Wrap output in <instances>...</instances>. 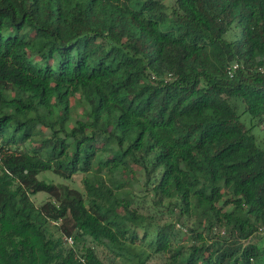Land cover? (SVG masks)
Returning a JSON list of instances; mask_svg holds the SVG:
<instances>
[{
	"label": "trees",
	"instance_id": "16d2710c",
	"mask_svg": "<svg viewBox=\"0 0 264 264\" xmlns=\"http://www.w3.org/2000/svg\"><path fill=\"white\" fill-rule=\"evenodd\" d=\"M165 1L0 0V264H264V0Z\"/></svg>",
	"mask_w": 264,
	"mask_h": 264
},
{
	"label": "rangeland",
	"instance_id": "374dc122",
	"mask_svg": "<svg viewBox=\"0 0 264 264\" xmlns=\"http://www.w3.org/2000/svg\"><path fill=\"white\" fill-rule=\"evenodd\" d=\"M165 2H166V4H172V0H166ZM240 122L248 130H250L252 135L254 137H256L259 142H264V128H258L257 126H255L254 122L250 119V117L247 115H244V114L240 117ZM53 181L55 183H60V181L58 179H55V178H53ZM45 199H46V195L39 194V195L35 196L32 199V201L34 202L36 207H39L45 201ZM166 217H168V216H166ZM100 258L104 264H109V262L106 260V258L103 255L100 254ZM148 264H159V261L154 259V260H151Z\"/></svg>",
	"mask_w": 264,
	"mask_h": 264
},
{
	"label": "built area",
	"instance_id": "2783aa9c",
	"mask_svg": "<svg viewBox=\"0 0 264 264\" xmlns=\"http://www.w3.org/2000/svg\"><path fill=\"white\" fill-rule=\"evenodd\" d=\"M237 68H238V66H237L236 64H234V65H232V66L228 69L227 72H228L229 77H232V75H233L234 72L237 70ZM65 245L68 246V247H70V248H72V247H73V241H72V239H70V238H66V239H65ZM80 262L83 263L82 260H80Z\"/></svg>",
	"mask_w": 264,
	"mask_h": 264
}]
</instances>
